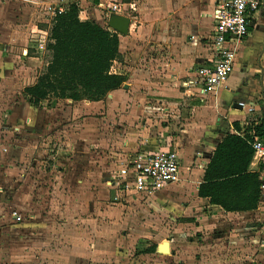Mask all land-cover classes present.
I'll list each match as a JSON object with an SVG mask.
<instances>
[{"label":"rangeland","instance_id":"374dc122","mask_svg":"<svg viewBox=\"0 0 264 264\" xmlns=\"http://www.w3.org/2000/svg\"><path fill=\"white\" fill-rule=\"evenodd\" d=\"M71 1L0 0V257L9 254L1 241L3 228L9 234L6 245L16 243V237L20 247L19 255L0 264H251L260 249L261 214L227 217L222 224L211 213L213 218L206 214L195 216L196 221L173 214L181 204L165 210L155 195L128 198L109 186L127 153L120 110L107 118L106 106L78 105L67 115L62 111L72 108L65 102L51 98L34 106L29 101L24 89L37 81L49 57L46 47L40 49L48 40L39 29L48 33L43 25ZM120 1L88 0L81 16L90 7L118 14L112 8ZM133 8L127 5L119 14H133ZM40 53L42 67L29 62ZM33 117L41 119L40 127ZM131 123L135 131L143 121L132 116ZM115 134L119 138L111 146L107 135ZM44 209L48 212L39 213ZM15 210L19 222L48 225H20L13 237L9 228ZM247 218L259 223L256 232L240 231ZM166 241L170 253L161 250ZM26 244L34 246L24 249ZM153 246L157 250L150 253Z\"/></svg>","mask_w":264,"mask_h":264},{"label":"crops","instance_id":"0c3cea01","mask_svg":"<svg viewBox=\"0 0 264 264\" xmlns=\"http://www.w3.org/2000/svg\"><path fill=\"white\" fill-rule=\"evenodd\" d=\"M81 1L82 8L88 0ZM217 1L134 0L132 4L129 3L131 0H121L119 5L125 10L127 5H132L135 11L133 14H121L131 19L129 32H117L122 57L114 63L113 70L125 77L124 84L112 91L104 101L55 100L65 102L67 107L71 105L72 109L62 111L67 115L73 113L74 107L76 110L78 105L86 109L97 105L106 106L107 118L110 115L115 118L117 110H120L118 114L124 120L123 145L127 150L122 155L121 164L136 153L164 148L178 149L182 181L161 190L155 197L163 202L162 205H167L165 210L169 207L173 210V204H181V209L174 211L175 216L179 217L178 212H182V216L194 219L195 216L205 217L206 214L213 218L212 214H215L223 224V219L227 217L252 215L258 218L261 214L260 204L254 210L226 211L219 205L211 204L209 199L198 196V188L213 153L223 139L228 134L241 135L251 145V132H256L255 126L264 122V6L254 14L248 35L237 45L235 66L226 87L204 93L202 85L195 81V73L201 66L210 63L214 56L211 35ZM88 12L81 18L96 20L113 30L108 25L111 13L93 7L88 8ZM39 30L48 40V33ZM39 55L28 56L29 62H38L36 64L42 67L44 56L41 53ZM35 82L36 79L31 85ZM132 116L143 121L135 131L129 126ZM39 120L37 117L31 118L33 124L38 123V127ZM252 120H259V123ZM41 121L43 124V116ZM117 135H107L111 146L114 139L119 138ZM249 171L258 174L255 151ZM42 212L47 213L48 210L39 211ZM18 213L15 210L9 228L13 237L14 228L20 225L29 229L48 225L47 222L33 220L19 222L21 215ZM34 216L38 217L36 214ZM254 220H242L240 223H244V226L240 227V231L256 232L259 223ZM3 229L1 241L9 248V254L1 255L0 261L5 259L3 262H9L19 255L20 247L16 237V243L6 245L9 234L8 229ZM32 246L26 244L24 249ZM258 247L260 249L253 254L251 261L264 264V247ZM169 250L171 245L168 242L163 246V251L168 253Z\"/></svg>","mask_w":264,"mask_h":264},{"label":"trees","instance_id":"16d2710c","mask_svg":"<svg viewBox=\"0 0 264 264\" xmlns=\"http://www.w3.org/2000/svg\"><path fill=\"white\" fill-rule=\"evenodd\" d=\"M43 27L48 31L49 57L37 81L24 89L34 106L51 98L101 101L122 87L125 77L113 70L122 57L119 34L96 20L82 19L80 0L57 9L51 22ZM255 129L264 137V122ZM253 155L245 138L228 134L207 165L198 196L226 211L257 209L259 177L249 171ZM156 250L153 246L149 252Z\"/></svg>","mask_w":264,"mask_h":264},{"label":"built area","instance_id":"2783aa9c","mask_svg":"<svg viewBox=\"0 0 264 264\" xmlns=\"http://www.w3.org/2000/svg\"><path fill=\"white\" fill-rule=\"evenodd\" d=\"M263 6L264 0L217 1L213 11L215 24L211 35L214 56L210 63L201 66L195 73V81L202 85L204 93L226 87L235 66L237 45L248 35L254 14ZM57 9L63 10V8ZM57 9L54 10V13ZM112 9L115 13H121L124 10L121 5H114ZM45 47L44 43L40 44L41 50H44ZM252 121H255L256 124L259 123V120ZM250 143L254 148L258 167L260 211L264 218V138L252 131ZM181 181L179 150L164 148L153 152L136 153L127 159L111 176L109 186L129 198L136 195H155ZM259 236V244L264 247V224L259 227Z\"/></svg>","mask_w":264,"mask_h":264},{"label":"water","instance_id":"95a60500","mask_svg":"<svg viewBox=\"0 0 264 264\" xmlns=\"http://www.w3.org/2000/svg\"><path fill=\"white\" fill-rule=\"evenodd\" d=\"M130 23H131V19L121 14H112L108 21V25L111 29L122 34H127L129 32ZM167 243L168 242L166 241L161 246L162 251H163V246L166 245ZM170 252L171 250H169L168 253Z\"/></svg>","mask_w":264,"mask_h":264}]
</instances>
